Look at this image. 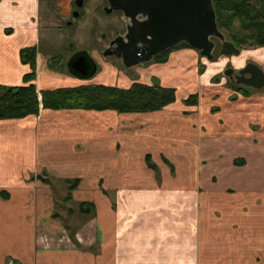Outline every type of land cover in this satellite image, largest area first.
Segmentation results:
<instances>
[{
	"label": "crops",
	"instance_id": "0c3cea01",
	"mask_svg": "<svg viewBox=\"0 0 264 264\" xmlns=\"http://www.w3.org/2000/svg\"><path fill=\"white\" fill-rule=\"evenodd\" d=\"M106 6L0 0V86L24 84L25 48L86 47L82 26L99 21L92 42H105L124 25L98 12ZM94 50L106 69L94 86L135 83ZM43 56L38 91L83 86L72 75L39 77ZM208 74L201 87L186 85L197 106H185L187 95L151 113L41 109L0 121V264H264V92L209 105ZM69 180L79 185L65 204ZM82 202L94 204L90 215L79 213Z\"/></svg>",
	"mask_w": 264,
	"mask_h": 264
},
{
	"label": "trees",
	"instance_id": "16d2710c",
	"mask_svg": "<svg viewBox=\"0 0 264 264\" xmlns=\"http://www.w3.org/2000/svg\"><path fill=\"white\" fill-rule=\"evenodd\" d=\"M212 1L220 30L229 31L232 42L238 48L248 45L264 47V0ZM181 46L191 48L186 43H181L155 57L154 61L158 64L167 63L173 49ZM37 54L36 46L21 51L22 62L31 67V72L24 77L23 85L0 86V121L39 115L41 107L44 110H112L119 113H151L161 111L177 101L176 88L136 82L128 89L117 86L91 85L42 91L40 93L42 102H40L39 93L34 83L37 78ZM235 88L243 95H248L251 90V88L246 90L243 86ZM198 103L197 94L190 95L184 100L185 106H197ZM148 164L149 167L156 170L149 157ZM42 180L51 184L49 179ZM78 185L79 180H69L65 202L72 199V192ZM0 195L8 196L6 192H1ZM93 211V203L82 202L79 204V213L84 216L90 215Z\"/></svg>",
	"mask_w": 264,
	"mask_h": 264
},
{
	"label": "water",
	"instance_id": "95a60500",
	"mask_svg": "<svg viewBox=\"0 0 264 264\" xmlns=\"http://www.w3.org/2000/svg\"><path fill=\"white\" fill-rule=\"evenodd\" d=\"M107 14L120 12L127 24V34L111 42L104 52L107 57L122 60L126 68L144 65L169 49L186 43L201 56L213 60L218 39L221 55L240 56L241 50L220 30L212 0H105ZM83 6V0L77 3ZM68 70L72 76L88 80L98 72V64L88 52L71 57ZM235 73L228 69L225 75L237 85L254 90L264 89V70L248 63Z\"/></svg>",
	"mask_w": 264,
	"mask_h": 264
},
{
	"label": "rangeland",
	"instance_id": "374dc122",
	"mask_svg": "<svg viewBox=\"0 0 264 264\" xmlns=\"http://www.w3.org/2000/svg\"><path fill=\"white\" fill-rule=\"evenodd\" d=\"M78 1L79 0H76V4L78 3ZM106 4L108 6L107 2H106ZM98 12L107 14L106 9H104V12H102V10L99 9ZM108 16L109 17L113 16V18L109 19L111 22H113L112 23L113 25H119L120 21L122 22V20H123V15L120 12H115V13L110 14ZM105 22L106 21H104L103 23H105ZM99 23H101V22L99 21ZM99 23L95 22V24L91 25V26H85V27L82 26V28L88 30L86 41L89 43V45H87L86 47H83L86 44L85 42H83V45H79L75 49V47H74L75 43L73 41H71V42L67 43L61 50L55 51V52H53V51L49 52L48 50H45V48H44L45 46L43 43H42V45H39L38 51L41 52L42 55H44L42 57V60L45 59V62L42 63L39 67V69H40V72L38 73L39 77L45 76V78H46L47 75L53 74V73H62V74H66V75H72L68 70V62L71 59V57L74 56L75 53L80 52V51L81 52L86 51L92 57L94 54L93 50L96 47L97 51H98V55L100 57L103 55L102 59L106 62V64H108V62H109V64H111V63L115 64L116 68L121 72V76L123 73H125L132 80V82H135V83L137 81V83L148 84V85H152V86L158 85V86L166 87V88H176L177 89V98H180V97L182 98L183 96L185 97L188 95L189 89L186 86L188 83L190 85L194 82L195 88L198 85H199V87H201L203 85L204 76H207V74L210 72L211 75L208 74L209 76H208L207 80L209 79V85L211 88H213V90H210V91L207 90L208 93L206 94V96H204L202 93L201 101H204L206 103L208 102L209 105H212V104L219 105L220 103H216V101H215L216 99L217 100L227 99L229 102H235L236 98L234 99V97L237 96V93H239V91H237V89L235 87L242 86V85H237L235 82H233L231 79H229L225 75V72H226L225 69H227V67L233 68L235 71H237L239 68H243V66H245V64H248V62L249 63L252 62V63L259 65L264 70V47H257V46H252V45L243 46V47L239 48L241 50L240 56L227 57V56L221 55V52H220L221 51V43L220 42H217V48L214 52V59L213 60H209V59L201 56L200 52H198L192 48H186V47L181 46V47H178L176 49H173V51L170 53V56L168 57V59H169L168 62L165 63L166 65L160 67L161 70H164V71H161V70L157 71L158 67H156V65L154 66V68H152V67L150 68V66L152 65L154 60L149 62V63H146L144 65H139V66L133 67V68H126L122 63V60H119V59L117 60V58H115V57L105 56L104 52L110 47V43H111L110 40L107 41L105 39V42H103V40L100 39V42H92V38L93 37L96 38V32H98V30L96 28L101 29L100 27H102V25H100ZM114 23H116V24H114ZM115 28H117L116 30L118 31L117 35H122L125 31L123 23L119 27L116 26ZM64 29H66V28L64 27ZM114 30L115 29L112 27L109 28L108 38H111L115 35L114 33H116V32H114ZM222 32L226 36V40L232 42L230 32L227 30H222ZM82 41H85V40H82ZM75 42H79V41L77 39H75ZM28 48H31V47H28ZM46 51H48V54L46 53ZM184 53H186V54H184ZM96 63L98 64L97 74L93 78L88 79V80H82V79H78V78L75 79V80L80 82L79 85L91 86L95 83V81L99 80L98 78L100 76H103L100 74H102V70H104V66H102V64L98 61ZM37 64H38V61H37ZM157 65H158V63H157ZM162 65H164V64H162ZM137 68H142V70L137 69ZM230 68H228V69H230ZM37 69H38V67H36V70ZM154 69H156V72L154 71ZM176 72L179 74H176ZM157 75L160 78L154 77ZM163 76L166 78L167 84H164L162 82L161 78ZM36 80H37V78H36ZM169 85H176V86L167 87ZM56 86L58 88H62V87L70 88V87H72V86H68V85H59V84H56ZM38 87L41 88V83L39 80L36 81L37 91H38ZM243 87L246 90H250V88H248V87H245V86H243ZM47 90H51V89H47ZM47 90H44V91H47ZM196 90L197 89H194V91H193L194 93L189 94L186 98H188L190 95L197 94L198 99L200 100V94L195 92ZM202 91H204V89ZM41 92L42 91H38V93H39L38 97H39L40 102H42V96L40 94ZM228 92H230V95L228 94ZM257 92H264V89L263 90L251 89L249 91V93H251V94L257 93ZM224 94H225V97H224ZM241 95H243V94L241 93ZM198 105H199V103H198ZM41 109H43V108L41 107ZM213 109L215 111H217V109H215V108H213ZM252 127H253V125H252ZM66 196H67V194H66ZM63 202L66 204V203L71 202V200L69 202H65L63 199ZM64 203H62V204L60 203V205H63ZM63 206H66V205H63ZM70 206L71 207H69V208H72V210L76 211L75 206H72V205H70Z\"/></svg>",
	"mask_w": 264,
	"mask_h": 264
},
{
	"label": "flooded vegetation",
	"instance_id": "af4514ba",
	"mask_svg": "<svg viewBox=\"0 0 264 264\" xmlns=\"http://www.w3.org/2000/svg\"><path fill=\"white\" fill-rule=\"evenodd\" d=\"M79 2V1H78ZM76 6L79 8V10H82L83 9V7H84V0H83V6L82 7H79L77 4H76ZM106 9V8H105ZM73 16L74 17H76V18H78V17H80V12L79 11H76L75 13H73ZM123 22H124V33L122 34V35H117V30L115 29L114 30V32H116V33H114L115 35L113 36V37H111V38H107L106 37V40L108 41V40H110V42H113L114 40H116L119 36H125L126 34H127V24H126V22H125V20L123 19ZM69 25H71V24H69ZM215 40V42L217 43V42H220L218 39H214ZM111 44V43H110ZM74 49V48H73ZM81 52V51H80ZM77 53H79V52H77ZM77 53H75V54H77ZM37 58H38V55H37ZM249 63V62H248ZM247 64H245V66H246ZM245 66H243V68L245 67ZM228 68H230V67H227V69H225L226 71L228 70ZM240 69H242V68H239L237 71H235V73L232 75L233 77H235L237 74H238V71L240 70ZM224 70V71H225ZM36 72H37V70H36ZM229 78V77H228ZM230 79V78H229Z\"/></svg>",
	"mask_w": 264,
	"mask_h": 264
},
{
	"label": "built area",
	"instance_id": "2783aa9c",
	"mask_svg": "<svg viewBox=\"0 0 264 264\" xmlns=\"http://www.w3.org/2000/svg\"><path fill=\"white\" fill-rule=\"evenodd\" d=\"M8 264H16L14 260H9Z\"/></svg>",
	"mask_w": 264,
	"mask_h": 264
}]
</instances>
